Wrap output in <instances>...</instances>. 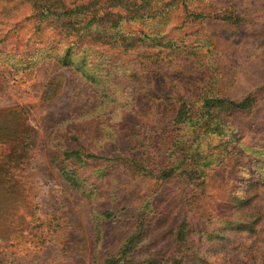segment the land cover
I'll list each match as a JSON object with an SVG mask.
<instances>
[{
  "label": "rangeland",
  "instance_id": "374dc122",
  "mask_svg": "<svg viewBox=\"0 0 264 264\" xmlns=\"http://www.w3.org/2000/svg\"><path fill=\"white\" fill-rule=\"evenodd\" d=\"M16 1L0 0V15H27L12 10ZM100 1L115 15H157L123 21L129 49L97 65L119 96L109 117L93 113L100 94L85 66L47 59L23 73L4 63L21 50L13 35L0 41V264H264V0ZM200 7L211 15L195 18ZM147 23L162 27L160 41L140 33ZM142 92L152 118L172 115L181 93L252 99L208 108L195 144L206 143L214 163L205 200L192 198L189 173L135 176L125 158L61 162L77 123L92 137L108 118L103 139L134 127L124 105ZM63 166L76 168L77 184ZM186 223L189 238L176 245Z\"/></svg>",
  "mask_w": 264,
  "mask_h": 264
},
{
  "label": "trees",
  "instance_id": "16d2710c",
  "mask_svg": "<svg viewBox=\"0 0 264 264\" xmlns=\"http://www.w3.org/2000/svg\"><path fill=\"white\" fill-rule=\"evenodd\" d=\"M184 1L189 2V0ZM99 2L101 1L17 0L12 10L22 13L25 8L29 10L27 15H0V41L11 34L15 44H19L21 48V50H13L10 55H6L4 63L10 67L26 66L23 73L31 71L30 68L35 62L47 59L61 65L85 66L86 78L96 85L100 94V101L93 109V113H98V118L113 115V106L119 98L116 90L108 81L110 74L108 70H103L101 73L106 79L100 78L96 72L100 70L99 67L97 68L99 63L103 62L102 65H104L110 60L109 57L118 56L129 49L130 44L128 45L127 41L132 40L133 37L128 36V33L132 31H122L121 23L137 19L136 21L145 24L144 19L157 16L138 15L139 8H133L136 15H115L116 12L101 11L104 7ZM131 4L141 5V8L154 7V4L150 1L145 2V0L143 2L129 1L128 6ZM200 9V13L193 15L195 18H205L206 15H211L205 13V8L200 7ZM159 22L162 20L159 19L157 23ZM144 26L141 25L140 33L149 31L154 36V40H161L162 34L159 36V31L162 27L149 23L146 24L148 29ZM151 46H160V43L157 42ZM134 78L141 82L137 75ZM251 100L247 97L238 102L224 96L206 94V92L196 97L181 93L176 96V108L172 115L164 117L157 115L152 118L151 96L147 92H142L130 103L128 101L124 105L126 106L124 110L129 115L131 114L128 122H134V127L124 133L113 130L107 138L103 139L101 138V126H105L108 118L104 122H99L96 131L98 136L92 137H89V129L85 127L83 129L77 123L70 129L72 146L63 150L64 158L61 162L64 163L65 160L86 162L90 159L122 160L125 158L130 162L135 176L138 174L141 177L147 175L166 177L176 171L189 173L190 181L196 184V190L199 191L194 192L192 198L198 201L205 200L209 195H206L204 190L207 180L210 179V171L213 170L211 166L214 163L210 160L208 145L206 143L204 145L195 144L201 139L202 133L207 132L203 123L209 121L208 108L217 106L240 109L250 106ZM103 153L113 155H103ZM62 172L68 181L77 184L76 168L63 166ZM115 213L108 210L106 216L111 217ZM185 226L188 230L186 227H181L175 233L176 245L177 241L185 240L186 234L189 238V224L186 223ZM250 228L253 227L250 225ZM127 244L128 242L121 249L123 254ZM116 257L113 256V260Z\"/></svg>",
  "mask_w": 264,
  "mask_h": 264
}]
</instances>
